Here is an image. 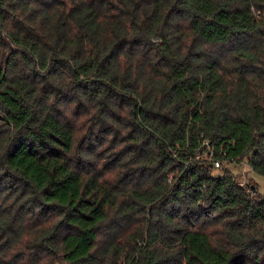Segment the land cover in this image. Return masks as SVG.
Returning a JSON list of instances; mask_svg holds the SVG:
<instances>
[{
  "label": "trees",
  "instance_id": "obj_1",
  "mask_svg": "<svg viewBox=\"0 0 264 264\" xmlns=\"http://www.w3.org/2000/svg\"><path fill=\"white\" fill-rule=\"evenodd\" d=\"M245 159L264 0H0V264H264Z\"/></svg>",
  "mask_w": 264,
  "mask_h": 264
},
{
  "label": "rangeland",
  "instance_id": "obj_2",
  "mask_svg": "<svg viewBox=\"0 0 264 264\" xmlns=\"http://www.w3.org/2000/svg\"><path fill=\"white\" fill-rule=\"evenodd\" d=\"M227 167L235 173L239 182L245 185H256L257 190L264 195V175L249 170L246 161L240 164H230ZM218 170H215V173H219Z\"/></svg>",
  "mask_w": 264,
  "mask_h": 264
},
{
  "label": "built area",
  "instance_id": "obj_3",
  "mask_svg": "<svg viewBox=\"0 0 264 264\" xmlns=\"http://www.w3.org/2000/svg\"><path fill=\"white\" fill-rule=\"evenodd\" d=\"M243 161H246V165H247V167H248V169L249 170H251V171H253V169H252V167L249 165V163H248V161L247 160H243ZM243 161H241V162H239V163H228V162H226V161H221V160H214V166L217 168V169H221V168H228L227 166L228 165H230V164H240V163H242ZM230 170V169H229ZM232 173H233V175L235 176V173L232 171V170H230ZM238 182H239V180H238ZM239 184L240 185H242V186H246L245 184H243V183H241V182H239Z\"/></svg>",
  "mask_w": 264,
  "mask_h": 264
},
{
  "label": "water",
  "instance_id": "obj_4",
  "mask_svg": "<svg viewBox=\"0 0 264 264\" xmlns=\"http://www.w3.org/2000/svg\"><path fill=\"white\" fill-rule=\"evenodd\" d=\"M252 188H254V185L252 186Z\"/></svg>",
  "mask_w": 264,
  "mask_h": 264
}]
</instances>
